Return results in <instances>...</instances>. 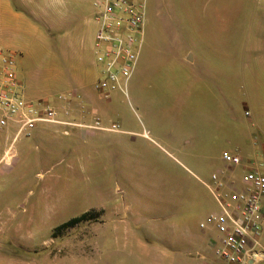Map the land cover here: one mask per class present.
I'll return each mask as SVG.
<instances>
[{
    "label": "rangeland",
    "instance_id": "1",
    "mask_svg": "<svg viewBox=\"0 0 264 264\" xmlns=\"http://www.w3.org/2000/svg\"><path fill=\"white\" fill-rule=\"evenodd\" d=\"M141 2L135 67L107 99L93 88L100 65L91 0L29 4L43 34L19 36L23 98L45 102L58 118L78 113L91 123L95 110L100 125L116 128L41 123L14 141V130L0 133V158L10 143L14 152L0 159V264H206L198 254L215 257L198 225L217 210L211 175L239 182L253 162L264 172V135L251 126L256 116L264 121V64L251 65L262 73L257 83L240 77L244 42L260 35L259 1ZM79 79L93 100L71 112ZM224 152L241 162H224ZM259 243L264 251V216Z\"/></svg>",
    "mask_w": 264,
    "mask_h": 264
},
{
    "label": "built area",
    "instance_id": "2",
    "mask_svg": "<svg viewBox=\"0 0 264 264\" xmlns=\"http://www.w3.org/2000/svg\"><path fill=\"white\" fill-rule=\"evenodd\" d=\"M92 5L97 23L94 54L100 65L93 88L100 98L107 99L111 92L122 88L121 81L126 83L135 67L140 47L135 34L143 24V3L141 0H92ZM91 115L92 122L84 127L116 128L114 124L100 125L94 110ZM41 123L72 124L61 121L56 110L45 102L23 98L15 57L0 49V133L12 127L14 141L20 135L30 136ZM13 154L9 147L8 156ZM222 160L234 166L242 159L224 152ZM221 174L213 173L211 184H207L217 210L210 212L198 226L201 231L212 233L209 242L215 259L227 264H260L264 262L259 243L264 216V172L253 162L239 182L230 175L223 179Z\"/></svg>",
    "mask_w": 264,
    "mask_h": 264
},
{
    "label": "crops",
    "instance_id": "3",
    "mask_svg": "<svg viewBox=\"0 0 264 264\" xmlns=\"http://www.w3.org/2000/svg\"><path fill=\"white\" fill-rule=\"evenodd\" d=\"M16 2L20 3L21 8H17L13 5V0H0V49H2L4 52L13 54L15 57V70H16V76H17V70H18V65H17V58L21 52L17 50L18 48L20 49L21 45L19 43V36L22 35L24 32H31V34H34L35 37H38L42 35V30H40V26L37 24V21L33 20L31 18V13L29 11V4L31 3L32 0H14ZM259 1V5L255 7L259 15L256 17V22L260 26L259 27V36L258 38H255L254 41L250 42L248 39L244 42L243 48H242V53H241V66H242V71H240V77L243 79H248L252 81L253 83H257L255 80H258V78L264 77V72L260 73L258 71H254L253 67H251L252 63H263L264 64V38L261 35L262 32H264V0H257ZM261 1V2H260ZM92 4V0H91ZM261 4V5H260ZM93 6V5H92ZM94 9V8H93ZM91 13H95V10ZM261 14V15H260ZM87 19V18H86ZM95 19V17H94ZM95 21V20H94ZM88 22L85 20V23ZM255 18L251 20V27L254 25ZM96 23V22H95ZM81 24L77 25H71L70 29L75 33L73 36L77 41L79 39H82L83 37V32H80L79 26ZM83 24H82V29H83ZM97 27V26H96ZM96 30V28H95ZM251 31V28H250ZM249 31V32H250ZM40 33V35H39ZM94 34L95 31L92 35V41H94ZM44 37V35H43ZM263 51V53H260ZM95 55V54H94ZM96 61V60H95ZM253 66V65H252ZM260 73V74H259ZM18 78V77H17ZM82 79V78H81ZM20 81V80H19ZM95 82V80H94ZM93 82V84H94ZM21 83V82H20ZM79 87V91H74V95L71 96V99H67V110L73 111H81L83 112L86 107L92 103V95L89 92L84 91L85 84L83 83V80H78L76 82ZM259 86L262 88V94L264 91V84L262 85L259 83ZM23 91V90H22ZM24 92V91H23ZM79 92L81 93V96H79ZM23 95V94H22ZM260 109H262L261 114L264 115V97L262 96L260 98ZM95 111V110H94ZM259 111V110H258ZM80 112V113H81ZM77 113V112H76ZM79 116V120H72L69 119V117H64V118H59L61 121L65 122H70L72 123L71 125L67 124H52L56 127H84V125L90 124L89 122H86L85 116L83 114H76ZM256 122L253 123L251 126H255L262 135H264V121L256 116ZM12 127L8 128L7 131H10ZM65 132V130L63 131ZM244 139L243 142H245L246 138L242 137ZM10 145H7L2 153V156L0 159L5 158V160H9L10 157L8 156V149ZM254 151H259L256 147H252ZM237 155V154H236ZM203 160H205V156H203ZM264 202V201H263ZM100 213H102V209H98ZM123 234V233H122ZM209 233H207V248L209 251L212 253V249L210 246V237ZM116 236V234H115ZM207 255V254H206ZM205 254H198V257L201 258L203 261H207V264H224L223 262L215 259V260H210ZM213 255V253H212ZM227 264V263H225Z\"/></svg>",
    "mask_w": 264,
    "mask_h": 264
},
{
    "label": "trees",
    "instance_id": "4",
    "mask_svg": "<svg viewBox=\"0 0 264 264\" xmlns=\"http://www.w3.org/2000/svg\"><path fill=\"white\" fill-rule=\"evenodd\" d=\"M87 213L85 214H82L80 217H77V218H72L70 219L69 221L63 223L61 225V227H67V226H71V225H74L75 223L81 221L82 219H84L86 217Z\"/></svg>",
    "mask_w": 264,
    "mask_h": 264
}]
</instances>
